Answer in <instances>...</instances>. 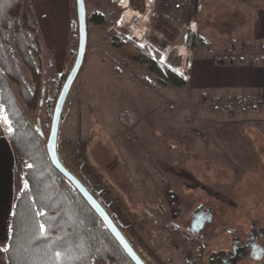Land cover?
<instances>
[{
	"label": "rangeland",
	"instance_id": "rangeland-1",
	"mask_svg": "<svg viewBox=\"0 0 264 264\" xmlns=\"http://www.w3.org/2000/svg\"><path fill=\"white\" fill-rule=\"evenodd\" d=\"M69 3V22L70 17L76 21L75 0ZM128 4V0H85L86 53L61 112L56 142L60 163L118 222L146 264H187L186 237L170 235L169 228L173 212L183 215L187 206L180 195L185 165L203 168L221 162L240 171L248 168L246 179L252 177L263 196L252 205V200H244L238 207L243 214L240 239L248 252L244 258L264 262V138L255 128L236 136L232 128L224 126L221 115L214 122L211 118L202 121L204 114L214 111L206 109L203 101L214 98L200 97L192 76L202 58L221 65L217 58L222 54L236 51L239 62L244 51H252L244 11L249 20L255 19L258 11L264 10V0H145L141 14L130 11ZM117 9L120 14L112 26V12ZM34 15L40 23V15ZM96 15L103 17L102 24L95 23ZM56 31L65 39L62 44L56 39L54 48L40 31L55 74L69 71L75 60L66 56L68 33L65 37L57 24ZM113 35L119 37L118 44L124 41L119 48L113 44ZM138 47H146L177 69L185 85L157 84L134 61ZM42 110L34 115L32 124L38 125L46 142L53 108L48 116ZM239 110L244 109L224 111ZM204 152H216L214 159L204 156L203 160H208L205 165L197 164ZM20 174H16L17 194L23 185ZM196 177L197 173L191 175L192 183ZM206 232L207 228L201 231ZM166 235H170L167 243ZM172 241L181 256L166 251L165 244ZM202 244L208 250L207 241Z\"/></svg>",
	"mask_w": 264,
	"mask_h": 264
},
{
	"label": "trees",
	"instance_id": "trees-1",
	"mask_svg": "<svg viewBox=\"0 0 264 264\" xmlns=\"http://www.w3.org/2000/svg\"><path fill=\"white\" fill-rule=\"evenodd\" d=\"M128 1L130 11H144L145 0ZM120 10L112 12V26ZM94 21L102 24L103 17L96 15ZM117 38L113 35V44L119 48L124 41L118 44ZM66 46V56L71 61L78 48L77 21L71 17ZM137 50L134 61L157 84L185 85L177 69L159 60L146 47ZM52 65L46 57L30 0H0V130L17 163L22 164L23 183L9 219V237L4 246L7 263L133 264L76 189L53 168L44 137L37 134L32 124L34 115L42 109L45 115L50 114L71 71L55 74ZM112 220L122 232L118 222ZM190 236L189 232L185 235Z\"/></svg>",
	"mask_w": 264,
	"mask_h": 264
},
{
	"label": "crops",
	"instance_id": "crops-1",
	"mask_svg": "<svg viewBox=\"0 0 264 264\" xmlns=\"http://www.w3.org/2000/svg\"><path fill=\"white\" fill-rule=\"evenodd\" d=\"M32 3L34 12L41 17V21L38 23L39 31H42L45 39H47L48 42L46 43L54 48L56 47V39H60L59 42L62 44L65 38L56 31V24L59 25V29L66 37L70 15L69 0H32ZM244 13L243 22L247 29L246 32L249 33L248 44L254 49L252 48V51L249 52L244 51L241 56L238 55L240 60L235 65H215L211 60L202 58L192 75L196 81L194 83L196 84V93L200 97L210 96L214 99L242 100L264 96V10L258 11L253 20H249L246 11ZM217 111L204 114L202 121L207 122L210 118L215 121L221 115L225 118L224 126L232 128L231 131H234L236 136L238 133L240 135L246 134L247 128H255L261 132L264 138V110L250 108L231 111L230 113L222 110ZM217 123L219 125L220 122ZM249 134L251 135V133ZM204 153L200 155L202 161H197V164L202 162L205 165L204 161L208 160H203V157L207 156L208 159H214L216 152ZM217 154L219 155V152ZM220 163L217 166L209 167L207 164L203 168L196 164L195 166H184L180 195L183 198V204L187 206H184L185 208L182 210L183 215L176 212H173L172 217L170 215V226L172 227L170 235L179 236L181 233L183 236L187 235V232L192 234L185 240H192L193 238L198 240L200 264H258L263 262L259 259L244 258L248 252L240 239L243 235L240 231L243 214L238 208L243 205L244 200H252L251 205L255 201L254 199L259 201L260 196L261 198L263 196L262 192L259 194L258 187H254L252 177L246 179V171H250V169L243 167L240 171ZM19 167L10 143L0 130V264H8L4 254V246L9 237V219L14 198L17 195L15 184L16 174H20L21 171ZM259 167L262 170V166ZM194 173H197L198 177H196V182L192 183L191 175ZM190 205L192 206L191 214L186 218V211ZM157 206L159 207V205ZM195 214H202L207 220L197 233H192L190 227ZM204 228H207L206 236L201 233ZM216 228L219 229L218 234L215 233ZM169 236L166 235L165 237L166 243L169 241ZM204 240L207 241L208 250L202 244ZM176 245L172 241V243L165 244V249H170L179 256L181 250ZM173 247L174 250H172ZM167 249L166 251H168ZM187 264L189 263L187 262Z\"/></svg>",
	"mask_w": 264,
	"mask_h": 264
},
{
	"label": "water",
	"instance_id": "water-1",
	"mask_svg": "<svg viewBox=\"0 0 264 264\" xmlns=\"http://www.w3.org/2000/svg\"><path fill=\"white\" fill-rule=\"evenodd\" d=\"M75 7L78 32V48L74 64L59 91V94L56 98L53 107L49 133L45 142L46 153L53 168L76 189V191L80 194L83 200L87 203V205L92 209V211L103 223L105 228L114 238L116 243L120 246L124 254L129 258V260L133 264H146L138 255V253L134 250V248L130 245V243L127 241L123 233L116 226V224L106 212V210L103 208V206L94 198V196L89 192V190L85 187L83 183H81L75 176H73L68 170L63 167L57 156L56 142L61 112L65 100L70 92V89L84 63V57L87 46L88 35L85 0H75ZM41 105L42 101L40 102V106ZM37 122L39 124V120H37ZM34 128L40 137H44L41 130L38 129V125H35ZM206 220L207 218L204 215L195 214L190 227L192 233H197L203 227Z\"/></svg>",
	"mask_w": 264,
	"mask_h": 264
},
{
	"label": "built area",
	"instance_id": "built-area-1",
	"mask_svg": "<svg viewBox=\"0 0 264 264\" xmlns=\"http://www.w3.org/2000/svg\"><path fill=\"white\" fill-rule=\"evenodd\" d=\"M237 52L233 51L231 53H225L220 55L217 58V61L221 65H232L237 62ZM223 102L220 98H215L213 100H205L203 105H205L206 109L212 110H235V109H250V108H258L260 110H264V96H256L251 99H240L234 101ZM173 204V203H172ZM185 237V236H183ZM186 259L189 264H200V245L191 240L186 239ZM258 264H264V262H260Z\"/></svg>",
	"mask_w": 264,
	"mask_h": 264
},
{
	"label": "snow or ice",
	"instance_id": "snow-or-ice-1",
	"mask_svg": "<svg viewBox=\"0 0 264 264\" xmlns=\"http://www.w3.org/2000/svg\"><path fill=\"white\" fill-rule=\"evenodd\" d=\"M9 131H11V129H9ZM40 231H41V234L43 235L44 232H45V229H44L43 225L41 226Z\"/></svg>",
	"mask_w": 264,
	"mask_h": 264
}]
</instances>
